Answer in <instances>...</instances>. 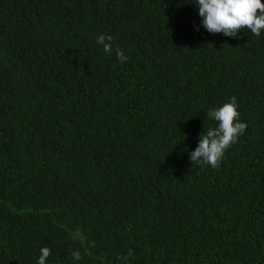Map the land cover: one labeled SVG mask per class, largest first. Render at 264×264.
Returning a JSON list of instances; mask_svg holds the SVG:
<instances>
[{
    "label": "trees",
    "instance_id": "trees-1",
    "mask_svg": "<svg viewBox=\"0 0 264 264\" xmlns=\"http://www.w3.org/2000/svg\"><path fill=\"white\" fill-rule=\"evenodd\" d=\"M232 96L246 132L218 168L192 164ZM42 247L264 264V32L210 34L187 0H0V264Z\"/></svg>",
    "mask_w": 264,
    "mask_h": 264
},
{
    "label": "clouds",
    "instance_id": "clouds-1",
    "mask_svg": "<svg viewBox=\"0 0 264 264\" xmlns=\"http://www.w3.org/2000/svg\"><path fill=\"white\" fill-rule=\"evenodd\" d=\"M198 10L202 27L210 34L222 33L225 37H237L243 29H247L254 36L264 32V2L262 0H187ZM259 10V12L257 11ZM199 30V26H197ZM114 37L102 33L96 37L98 45L103 47L106 54L115 55L120 63L128 57L119 47L113 49ZM238 101L235 96L223 104L209 108L206 117L216 122V126L200 134L199 142L190 153L192 164L201 167L207 165L218 168L225 156V152L246 132L247 125L241 122L238 111ZM52 254L49 247H42L36 264H47ZM74 261L81 260V253L74 250L71 253Z\"/></svg>",
    "mask_w": 264,
    "mask_h": 264
}]
</instances>
